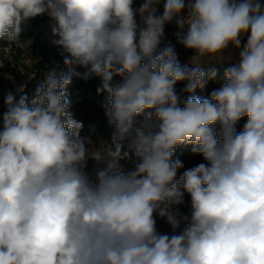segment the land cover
Returning <instances> with one entry per match:
<instances>
[{
    "label": "clouds",
    "instance_id": "obj_1",
    "mask_svg": "<svg viewBox=\"0 0 264 264\" xmlns=\"http://www.w3.org/2000/svg\"><path fill=\"white\" fill-rule=\"evenodd\" d=\"M43 15L63 67L31 100L27 83L4 97L0 264H264V0H0V40ZM74 77L107 93L102 148L70 111ZM180 145L204 162L185 168ZM185 194L190 211H174Z\"/></svg>",
    "mask_w": 264,
    "mask_h": 264
},
{
    "label": "rangeland",
    "instance_id": "obj_2",
    "mask_svg": "<svg viewBox=\"0 0 264 264\" xmlns=\"http://www.w3.org/2000/svg\"><path fill=\"white\" fill-rule=\"evenodd\" d=\"M139 3V0H137ZM24 26L29 28L32 32V35L28 36H20L19 41L9 43L7 47H0V68L4 70V74L6 75V82L0 85V116L6 110V106L4 105V97L9 91H15L17 85L21 83H29L28 77L36 78L35 83L37 84L40 79L46 74L47 69H40L37 66L36 59L32 55L31 46L35 41H39V34L42 29V21L40 16L29 20ZM175 29L172 25L166 26V42H171L177 51V55L181 64H185L192 57L193 53L190 50H186L184 47L179 45L176 41L175 36L173 35ZM46 36L49 39V51L51 57L54 59L53 67L50 69L57 68V65L60 68L63 67L62 57L59 55V49L52 43L56 37L53 36L52 29L47 31ZM6 40V39H5ZM11 44L19 47V51L16 53L11 50ZM231 52V56L229 55ZM15 56H18L19 59H15ZM237 53L234 49H229L224 54L219 55L217 57L210 58L211 63H216L215 66L223 67L224 64L231 62L236 58ZM213 66L212 64H205L204 67L207 69L208 67ZM59 70V69H57ZM78 71L83 72L84 69H78ZM73 79H78L82 81L84 86H90L92 83L100 82L101 80L98 77H91L88 79H83L79 77H74ZM120 78H114V83L119 82ZM182 85H178L179 89ZM219 84L217 82H209L204 90H197L196 94L205 97L210 94L212 90L218 88ZM77 89V86L74 87V90ZM107 93L102 92V100L103 106L99 107L98 104L90 99L89 101H84V98L74 97L73 102L71 103L70 111L73 114V117L82 122L83 129L80 132V136L88 139V144L92 148H102L105 144L111 142V135L113 129L108 123V119L105 115V103H106ZM246 122V117L242 118L237 125V131H241L243 129V125ZM192 146L187 147L186 149H182L179 153L174 155V159L179 158L183 163L185 168L193 167L199 163L204 162L202 156L198 154H193L191 150ZM125 151L127 150L125 145ZM126 166H130L128 161H122ZM102 165L98 164L93 160L88 161V166L86 168V172L93 176L96 169L101 167ZM183 171V170H181ZM173 210H178L182 214H187L190 211V197L185 194L184 203L179 206H173ZM156 226L157 230L161 234H170L172 229L170 225L167 224L166 219L160 218L158 215L156 216Z\"/></svg>",
    "mask_w": 264,
    "mask_h": 264
},
{
    "label": "trees",
    "instance_id": "obj_3",
    "mask_svg": "<svg viewBox=\"0 0 264 264\" xmlns=\"http://www.w3.org/2000/svg\"><path fill=\"white\" fill-rule=\"evenodd\" d=\"M40 19L42 21V29L41 33L39 34V41H35L32 46V55L36 59L37 66L40 69H47L50 70L53 67L54 59L51 57L50 51H49V39L46 36L47 31L52 29L54 27V21L51 20L47 15L40 16ZM32 35V32L23 25V31L20 36H28ZM166 42V39L163 43ZM7 40H0V47L4 48L9 45ZM11 50L13 52L19 51V47L15 46L14 44H11ZM15 59H19L18 56H15ZM7 78L4 74V70L0 68V85L4 84L6 82ZM36 78H33L29 83H27L26 88V94L28 95L29 100H31L34 90L36 87L35 83ZM77 86V89L74 90V87ZM101 87L100 82L92 83L90 86H84L82 81L73 79L72 83L67 88V94L68 98L70 100V104L73 102L74 97L78 98H84V101H89L90 99L94 100L99 107L103 106V100H102V92L98 93L97 89ZM200 93V92H199ZM198 93V95H199ZM197 95V94H196ZM187 147H190V145H180L177 147L176 152L174 155L179 153L182 149H186Z\"/></svg>",
    "mask_w": 264,
    "mask_h": 264
}]
</instances>
